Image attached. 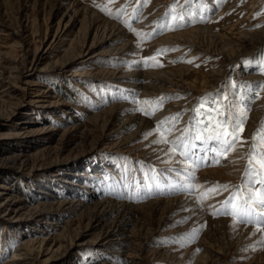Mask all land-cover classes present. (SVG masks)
I'll list each match as a JSON object with an SVG mask.
<instances>
[{
    "label": "rangeland",
    "instance_id": "obj_1",
    "mask_svg": "<svg viewBox=\"0 0 264 264\" xmlns=\"http://www.w3.org/2000/svg\"><path fill=\"white\" fill-rule=\"evenodd\" d=\"M104 4L0 0V193L24 207L0 210V264L13 254L27 264H264V229L221 214L264 122V0ZM173 5L185 18L169 28ZM220 93L246 113L244 142L186 169L157 127L168 122L170 142L192 135L207 123L193 109ZM216 185L229 191L201 199ZM98 201L125 208L103 218L89 207ZM34 207L49 211L46 224L25 223ZM115 229L118 247L90 245ZM79 234L53 257L26 244L52 236L67 247Z\"/></svg>",
    "mask_w": 264,
    "mask_h": 264
},
{
    "label": "snow or ice",
    "instance_id": "obj_2",
    "mask_svg": "<svg viewBox=\"0 0 264 264\" xmlns=\"http://www.w3.org/2000/svg\"><path fill=\"white\" fill-rule=\"evenodd\" d=\"M114 2L115 0H105L101 10L110 12L108 5ZM178 3L179 0H177ZM97 6L100 7V5ZM171 12L176 14L171 16L172 24L166 23L165 26L169 28L174 27L176 21L185 18L183 13L178 11L176 5L171 7ZM149 59L155 60L156 57ZM188 62L191 63L192 61ZM244 63H248V61H244ZM235 87L236 85L233 84L232 88ZM162 102L163 98L157 101H144L143 103L159 107ZM230 105H232V101L228 100V95L224 93H220L216 97L201 98L193 111L196 112L197 116H206L207 123L204 120L198 121L197 124L203 126L194 127L192 135H189L188 130H185L183 136L177 138L176 141L170 142L167 136L171 129L165 127V124L168 123L167 121H162L157 127V132L161 136L158 142L171 143L169 151L173 155L183 157L182 162L185 163L186 169L198 168L201 161L207 158L209 152H214L216 155H226L234 150L238 143L242 144L244 142L243 138L238 135V131H242L244 122L240 119V115H244L246 118V113L238 115ZM201 109H205V112L202 113ZM140 110L148 114L145 109ZM197 141L200 143V147L197 146ZM210 142H214V146L211 148L209 147ZM198 152H203L204 156L198 155ZM246 160L242 183L235 186L234 190L223 202L221 214L230 215L234 224H252L258 230L264 229V122H262L261 127L257 129L252 137ZM177 174L180 175L181 173ZM192 175V172H188L184 179H189ZM180 187L190 188L191 184L180 185ZM221 189L229 191L227 185L212 186L207 192L202 194L201 199L207 198L210 193H218Z\"/></svg>",
    "mask_w": 264,
    "mask_h": 264
},
{
    "label": "bare ground",
    "instance_id": "obj_3",
    "mask_svg": "<svg viewBox=\"0 0 264 264\" xmlns=\"http://www.w3.org/2000/svg\"><path fill=\"white\" fill-rule=\"evenodd\" d=\"M46 53L47 52H45V54ZM84 55H86V54H84ZM42 57L43 56H41V55L37 56L35 62H33V61L31 62L32 66H36L37 62L42 61L43 60ZM24 83L26 85L25 88H28L31 86V83L28 81H26ZM23 90H25V89H23ZM19 158H20V155H14L11 157H7V159L14 161V162H18ZM20 164H22V163L20 162ZM67 184H69V183H67ZM3 195H5V194L0 193V200L2 199L0 201V210L3 212L4 215H11L12 214L13 217L14 216L18 217L19 213L24 209L21 200H19V198L11 197V196L3 197ZM76 207H87V205H80L79 204V205H76ZM89 207H91L95 212L98 213V215H100V217H103V218H105V217H107V216H109V215H111L117 211H121V209L125 208L123 205H121L119 207L118 204L112 205L106 201L95 202L93 205H91ZM69 209H71V208H69ZM48 212H49L48 210L45 211L43 208L34 207L31 209H27L24 213H22V215L23 216L27 215L26 217L28 219L25 221V223H28V222L30 223V221H31L32 223H34V225L35 224L42 225L44 223L46 224V221L44 222V220H46V217L48 216ZM50 225H53V224L50 223ZM100 234L96 239H94L90 242V245H93L96 247L108 246V247H115L116 248V247H118V244H121L123 241L121 238H117L116 229L112 230V231L108 230L106 232H103L102 235H100ZM79 239H80V234L77 235V237L74 240H72V241L70 240L71 242H68L65 245L67 247H64L62 245L61 241H63V240L61 237L60 238H56V237L53 238L52 236H50L49 238L44 237L43 239H35L31 243L26 242V244L27 245L32 244V243L37 244V251H35L37 254L36 255L37 257L40 253H43L45 251L51 252V257H53L54 256L53 254L58 250L64 249V251H68L70 248H72L75 245L74 243H78L80 241ZM63 242H65V241H63ZM46 246H47V249H46ZM53 248H55L54 251L52 250ZM0 250H1V252H3L5 250V245L2 244V241L0 243ZM21 252H22V250H21ZM30 252L33 253L34 251L30 250ZM18 253H19V251H18ZM22 255L23 254H19V255L13 254L12 258L10 260H8L6 262V264H27V262H26L27 258L23 259ZM31 255L32 254L27 253V255L25 254L24 256L28 257ZM47 261H50V260H47ZM47 261H46V263H47Z\"/></svg>",
    "mask_w": 264,
    "mask_h": 264
}]
</instances>
